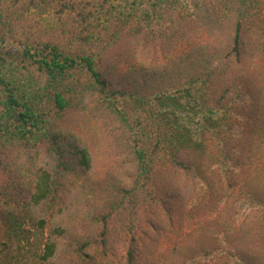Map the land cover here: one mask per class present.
<instances>
[{"label":"trees","instance_id":"1","mask_svg":"<svg viewBox=\"0 0 264 264\" xmlns=\"http://www.w3.org/2000/svg\"><path fill=\"white\" fill-rule=\"evenodd\" d=\"M263 81L264 0H0V264H264Z\"/></svg>","mask_w":264,"mask_h":264},{"label":"rangeland","instance_id":"2","mask_svg":"<svg viewBox=\"0 0 264 264\" xmlns=\"http://www.w3.org/2000/svg\"><path fill=\"white\" fill-rule=\"evenodd\" d=\"M125 45L126 46L119 48V51L122 54L121 56L116 54L113 56L112 60L114 64H120V62H123L126 58L125 56L130 52L128 60L132 63H137L139 65L138 70L141 71L140 66H142V60L147 57L148 54L144 53L141 49H135V52L132 49H129L131 46L130 43ZM143 64L148 63L143 62ZM109 75L111 76V73H109ZM87 105L88 107L84 110H82V108L79 111L71 109L62 118V126L68 130L69 133L73 134L90 147L96 161V176L98 178L103 177L102 181L109 184L115 178L119 177V174L114 171L109 174H104L105 163L108 162L109 158L111 160L110 162H115L117 164L113 158V154L110 152L112 151V148L109 144L108 135L111 131L107 122H105L106 119L103 110L98 107V103L96 101L93 103V98H90ZM250 226L251 225H248V228H250ZM243 229L245 230V228ZM59 242L61 244L64 240L60 239Z\"/></svg>","mask_w":264,"mask_h":264}]
</instances>
